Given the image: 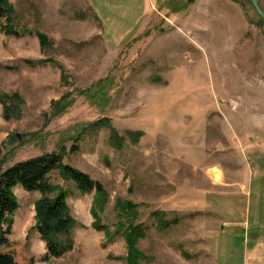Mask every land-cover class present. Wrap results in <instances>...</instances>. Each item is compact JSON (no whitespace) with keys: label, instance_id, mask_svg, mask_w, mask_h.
<instances>
[{"label":"rangeland","instance_id":"374dc122","mask_svg":"<svg viewBox=\"0 0 264 264\" xmlns=\"http://www.w3.org/2000/svg\"><path fill=\"white\" fill-rule=\"evenodd\" d=\"M7 2L22 35L0 22V173L55 153L105 191L94 218L95 193L51 176L76 222L72 250L54 259L34 230L40 195L16 187V263L244 264L264 195V20L251 0ZM107 77L102 106L83 95ZM100 120L109 128L92 129ZM244 208L250 231L227 226ZM129 228L142 229L131 244Z\"/></svg>","mask_w":264,"mask_h":264},{"label":"trees","instance_id":"16d2710c","mask_svg":"<svg viewBox=\"0 0 264 264\" xmlns=\"http://www.w3.org/2000/svg\"><path fill=\"white\" fill-rule=\"evenodd\" d=\"M12 17L13 11L7 0H0V22H4L1 27L2 32L8 36L20 37L22 34L12 26ZM38 39L45 47L46 38L43 35H38ZM112 84L113 79L107 77L98 81L83 95H86L87 99L99 98V103L102 106L103 99L106 97V89ZM72 102L73 100L69 96H65L56 103H52L51 115L55 117L62 114ZM100 127L109 128V122L100 120L94 123L92 129L96 130ZM126 135L131 137L134 143L141 137V133H127ZM110 141L117 148H121L124 142L123 138L113 129H110ZM55 173H58L65 181L72 183L80 194H96L92 209L94 218H96V211L102 209L105 203L103 186L93 181L87 174L64 164L62 156L59 154H45L14 164L0 173V264H17L7 250L13 216L18 210L13 190L18 186L28 193L40 195L35 204L34 230L45 245L46 257L58 259L72 250L71 233L76 222L67 205L66 192L55 187L50 181L51 176ZM165 226L168 227L170 224ZM94 227L99 229L98 225ZM141 233V228H129V232L125 236L131 244L135 242L136 238H140Z\"/></svg>","mask_w":264,"mask_h":264},{"label":"crops","instance_id":"0c3cea01","mask_svg":"<svg viewBox=\"0 0 264 264\" xmlns=\"http://www.w3.org/2000/svg\"><path fill=\"white\" fill-rule=\"evenodd\" d=\"M192 4L190 3L189 5V9L192 8ZM222 177V176H221ZM222 180V178H221ZM221 180H215V183H220ZM247 197V196H246ZM245 199V198H244ZM251 202V200H250ZM213 204V205H212ZM217 205V206H214ZM211 207H208V211L212 212V213H215L217 215H220V216H223V214L219 211V209L223 208L222 206H218V205H221V203H218L215 202V203H211ZM250 205V204H249ZM245 210V214H244V221L242 223H227V226L231 227L234 226L238 229H248V232L250 231L251 227H250V222L249 220L247 219V214H246V211L247 209L244 208ZM259 211H260V216H259V219L258 221H255L254 224H255V229L252 233V242H251V249L247 248L248 250L245 252L246 256L244 257L245 260H244V264H264V219L260 218L262 217V214L264 213V195H262V204L259 205ZM224 217V216H223ZM220 231H223V229L225 228H222L219 227ZM219 230L213 232V235H218L219 234ZM211 236L208 238L211 239ZM248 245H250V242L248 243Z\"/></svg>","mask_w":264,"mask_h":264},{"label":"water","instance_id":"95a60500","mask_svg":"<svg viewBox=\"0 0 264 264\" xmlns=\"http://www.w3.org/2000/svg\"><path fill=\"white\" fill-rule=\"evenodd\" d=\"M252 6L256 11L257 15L264 20V12L261 10L259 6V0H251Z\"/></svg>","mask_w":264,"mask_h":264},{"label":"bare ground","instance_id":"6f19581e","mask_svg":"<svg viewBox=\"0 0 264 264\" xmlns=\"http://www.w3.org/2000/svg\"><path fill=\"white\" fill-rule=\"evenodd\" d=\"M211 176H212V178L213 179H215V180H221V176H222V174H221V172L219 171V170H217V169H213V170H211L210 171V173H209Z\"/></svg>","mask_w":264,"mask_h":264}]
</instances>
